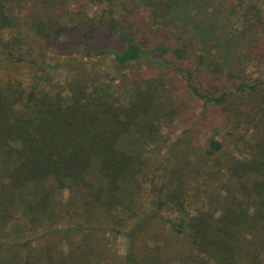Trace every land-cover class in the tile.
Listing matches in <instances>:
<instances>
[{
	"label": "trees",
	"instance_id": "1",
	"mask_svg": "<svg viewBox=\"0 0 264 264\" xmlns=\"http://www.w3.org/2000/svg\"><path fill=\"white\" fill-rule=\"evenodd\" d=\"M16 1L0 0V264L54 254L67 261L77 253L31 241L52 233L69 241L80 229L122 236V264H136L153 221L195 250L189 259L202 255L200 264L263 263L264 136L249 159L223 163L217 154L225 146L218 136L234 137L238 118L264 134V73L249 67L258 60L250 49L264 42V0H80L75 7L39 0L36 14L21 20L12 14ZM234 12L245 20L235 33L228 29ZM105 59L131 85L126 101L106 90L113 78L95 73ZM177 85L199 103L202 127L182 117L187 103L176 99ZM214 115L223 121L209 126ZM182 121L187 126L163 142L162 171L149 166L141 146L160 142L164 128L174 134ZM144 183L148 202L140 200ZM154 248L155 264L162 249Z\"/></svg>",
	"mask_w": 264,
	"mask_h": 264
},
{
	"label": "rangeland",
	"instance_id": "2",
	"mask_svg": "<svg viewBox=\"0 0 264 264\" xmlns=\"http://www.w3.org/2000/svg\"><path fill=\"white\" fill-rule=\"evenodd\" d=\"M39 0H17L16 2H12V14L15 16L17 20L24 19L29 16H34L36 14V9L34 10L32 3H35L38 5ZM51 2L56 5H71V7H75L77 3L80 2V0H66L65 2L62 0H51ZM90 7V6H89ZM65 8V7H63ZM94 7L91 6V8H87L88 11H91ZM95 9V8H94ZM139 16L141 18L145 17V14L140 13ZM70 13L65 12L62 19L64 21H69ZM84 18H77L76 20L80 21ZM231 21L234 22V28L229 27L228 29L232 30V32H236L243 27L244 18L237 12H234L231 15ZM27 30L24 32L26 33ZM264 33V29L262 31ZM254 47L250 49L251 55L258 56V60L254 58V62L250 64V69L252 71H255L257 73V76H260L264 73V42L261 44L253 45ZM44 49H49L50 51H54L53 47H50L49 45H42L41 46ZM48 50V51H49ZM47 51V52H48ZM183 64L187 65L186 62ZM236 65H239V63H235ZM195 67L194 65H192ZM150 70L154 74H159L160 71L157 68L150 67ZM140 74L145 75L148 69H139ZM29 72V71H28ZM96 74H100L106 79V83H109L107 80L109 77L113 78L111 86L108 88L111 92H109L108 89H106L107 86H105V89L108 91V93H112L113 99H120L121 101H126L127 97L129 95L131 85L124 83V81H121L120 76L118 73L112 72L111 67L109 64V61L105 59V62H103L100 66L96 67L95 70ZM174 72H171V76H173ZM254 75V74H252ZM33 78L32 72H29V75L26 77V79ZM61 80L65 81L67 78H63V76H54V80ZM175 90V89H174ZM172 89V92L174 91ZM106 92V91H105ZM183 91L179 85L176 87L175 96L176 99L179 101V99H185L187 105H183L182 110V117L186 122H190L194 124L195 126L202 127V125L199 123V114L201 113V107L198 104H195V101H188V98L185 94H182ZM111 97V96H110ZM261 98L258 99V103H260ZM195 105V106H194ZM243 105V101H240L238 104H234L231 109L240 108ZM194 106V107H193ZM263 112V111H262ZM198 117V118H197ZM222 116L220 115L213 117H209L207 119L208 125L211 124H219L223 119L221 120ZM241 118H238V125L236 123H232L234 128V137L231 139H227L226 137L218 136V138L223 139L224 141V149L221 153L217 154V157L220 158V160L223 163H228L229 161H232V159H249L251 156V153L253 154L256 150L255 144L258 142L259 138L261 136H264V134L258 129V127L255 125L253 121H243L240 120ZM235 120V121H236ZM187 125L184 121L179 122L178 125L175 127L174 134L168 131V129H163V135L160 142L158 140L151 141L149 144L142 145L141 151H142V159L148 161L149 166L158 165L161 169L164 167L166 160L164 159V155L166 153V148L163 144V142H167L168 139H171L173 136H175L181 129H184ZM201 133L197 136L203 138V134L201 136ZM158 143L163 144V148L160 149L158 147ZM154 167H151L149 169L148 166H146L147 171H153L155 170ZM149 169V170H148ZM159 171V172H160ZM146 177L151 176L150 173L146 174ZM145 177V178H146ZM148 181V178L145 179ZM159 182L161 181L160 178L158 179ZM144 192H141L140 200H146L148 202L149 195L147 194V187L148 183H144ZM159 186V184H158ZM146 192V194H145ZM68 195L67 191L63 192V197L66 198ZM163 214L168 215V210H163ZM56 224L47 225L45 227L44 231H47L49 229H52L55 227ZM106 225V224H104ZM59 226V225H58ZM168 225L153 221L150 222L145 231L142 233V238L137 244V249L139 252L138 261L136 264H154L152 263V260L150 259V255H153L152 253L156 250L154 247L160 246L162 250H159L158 252V258L156 260L155 264H188L184 263V261H188L189 264H200L199 258L202 255H195V258L197 259H189V255H191L192 252L195 250H190L189 248L182 247L184 244H178L179 242L174 241L172 242V237L169 234ZM53 236L50 238V241L46 240L48 236H43L39 238L36 241H31V245H37V246H45L47 243H52L57 247V251H73L74 253H77V255L70 256L68 254L67 261H64L66 256H61L60 254H54L51 258L43 255L39 259H37L33 264H122L123 262V254L125 252V246H124V239L122 236H115L112 234V232H103L102 230H92V229H80L77 231H70L68 236H70V240H66L64 233H60L59 235H56L52 233ZM168 241L172 242L169 243L170 247L168 250ZM78 243H81L82 245H78ZM175 243V244H173ZM167 245V250L163 245ZM68 245V246H66ZM181 245V246H180ZM194 254V253H192ZM33 256V255H32ZM78 258V260H77ZM34 259V258H33ZM80 259V260H79ZM208 264H214L213 261L209 260ZM261 264H264L261 263Z\"/></svg>",
	"mask_w": 264,
	"mask_h": 264
}]
</instances>
